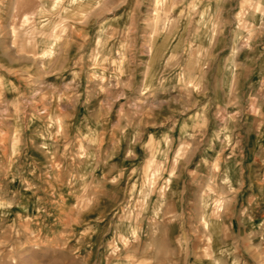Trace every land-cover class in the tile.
I'll use <instances>...</instances> for the list:
<instances>
[{
  "label": "clouds",
  "instance_id": "clouds-1",
  "mask_svg": "<svg viewBox=\"0 0 264 264\" xmlns=\"http://www.w3.org/2000/svg\"><path fill=\"white\" fill-rule=\"evenodd\" d=\"M223 2L227 0H216L213 36L223 39L225 29L231 33L229 26L244 17L253 32L264 35V0H240L239 14L234 16L228 9L220 19ZM70 3L89 13L105 9L104 0ZM59 8L55 0L41 28L51 26L49 22L58 14L52 9ZM257 16L259 25L253 27ZM70 36L71 28L69 42ZM40 44L42 50L49 47L47 38ZM213 46L210 42L209 49ZM16 47L14 39L12 48ZM245 47L236 41L227 54L231 63L226 68L234 77L259 59L249 50L245 61H236L237 52ZM66 49V44L57 45L55 58L47 59L33 55L35 46L15 53L21 58L32 56L39 64L31 75L24 69V87L14 101L6 103L7 118L27 127V109L34 114L31 119L41 124L32 135L21 137L19 147L10 134L11 153L8 138L0 139V236L24 235L33 246L51 245L64 258L63 264H264V89L249 86L242 93L233 83L225 94L227 104L213 108L210 93L221 91L226 84L211 82L208 72L205 75L201 70L188 95L194 91L206 100L200 115H206L205 123L211 126V142L207 139L205 143L202 130L188 135L185 126L179 138L157 139L153 131L146 130L149 121L145 117L150 112L110 107L120 95L115 89L122 91L126 82L105 84L94 74L91 55L86 59L77 48L68 57ZM201 51L211 56L208 50ZM209 65L204 63V69ZM260 68L264 78V64ZM64 72L71 76L66 82ZM51 75L60 77L58 88L46 87L45 77ZM34 85L40 86L42 94L29 99L26 94ZM61 101L67 105L63 110ZM186 103L197 106L191 100ZM77 105L85 109L79 124L73 120ZM229 105L230 115L218 119ZM110 111L117 112L111 123ZM92 123L94 127L89 126ZM252 133L255 149L246 163L245 141ZM175 143L180 145L178 152ZM29 147L45 162L30 156ZM149 160H155L160 169L155 185L149 184L145 172ZM189 187L192 198L186 199ZM150 193L156 199L151 213L145 214Z\"/></svg>",
  "mask_w": 264,
  "mask_h": 264
},
{
  "label": "rangeland",
  "instance_id": "rangeland-1",
  "mask_svg": "<svg viewBox=\"0 0 264 264\" xmlns=\"http://www.w3.org/2000/svg\"><path fill=\"white\" fill-rule=\"evenodd\" d=\"M83 2L88 3L89 0ZM53 3L55 0H0V32L4 33V36H0V139L8 138L9 153L12 150L10 134L15 135L16 146L19 147L21 137L32 135L41 124L39 119H31L34 114L27 109V127L19 126L15 118H7L9 110L6 103L14 101L17 93L24 87L21 78L24 69H29L28 74L31 75L39 64V60L33 62L32 56L21 58L15 53L28 51L32 46H35L33 55H38L41 59L55 58L56 46L59 44L67 45L68 57L76 54L77 48L86 59L91 55L89 63L95 66L94 74L100 76L105 84L115 85L118 80L126 82L122 91L115 89L120 95L110 107L126 106L134 113L150 112L151 116L145 117L149 121L146 130L153 131L157 139L179 138L182 134L181 126H185L184 130L188 135H192L194 130H202L205 143L207 139L211 142V126L209 128L205 123L206 115H200L204 111L206 100L196 96L194 91L191 96L188 95V90L194 89L201 70L205 75L208 72L211 82L219 84L221 80L226 84L221 91L217 89L214 94L210 93L213 108L216 104L221 107L227 104L225 94L233 83L242 93L249 91V86L258 91L264 89L260 68L264 64V56H261L264 52V35L253 32L244 17L236 18L229 26L231 33L228 28L225 29L223 39L213 36L212 30L217 23L216 16L212 15L217 13L216 0H104L105 9L102 13L100 10L89 13L87 9L71 4L70 0H59L60 8L52 9L58 14L49 22L51 26L45 24L41 28L40 25L49 16ZM41 4L47 7L41 8ZM228 9L232 10L234 16L239 14L240 0L223 2L218 13L220 19H223ZM258 25L257 16L253 27ZM69 28L71 42L68 39ZM241 33L244 39L240 38ZM45 38L49 41V47L42 50L40 42ZM14 39L16 48H12ZM236 41L247 45L237 52L236 61H245L249 50L259 59L248 64L240 76L234 77L227 70L226 64L231 63L227 54L231 50V44ZM210 42L214 46L209 49ZM25 45L29 47L26 49ZM201 49L208 50L211 56H206ZM9 51L13 53L11 58ZM204 63H210L208 70L204 69ZM240 71L238 68L237 72ZM61 75L66 78L65 82L71 79L67 72ZM45 81L49 89L58 88L60 77L47 76ZM33 89L26 94L29 99L42 94L39 85H34ZM189 100L197 106L189 107L186 103ZM27 102L26 100L25 103ZM61 105V110L67 106L63 101ZM94 106L95 101L92 102V107ZM231 110L229 105L217 118L222 120L224 115H230ZM40 111L43 115V108ZM84 112L83 107L76 106L77 114L73 116V120L77 124ZM116 115V111L109 112L110 123L115 120ZM89 126L94 127V123ZM56 127L59 129L60 125L57 124ZM86 131V128L82 129V134ZM71 132L74 133L75 128ZM36 139L39 141L40 137L37 136ZM104 147L107 148L108 145L105 144ZM173 147L177 152L180 150L179 143H175ZM215 147L219 152L218 143ZM254 149L255 133H252L245 141L246 163L250 162ZM28 154L41 163L45 162L31 147ZM196 159H199V154ZM145 172L149 184L155 185L160 172L155 160L146 162ZM188 193L186 199H191V187ZM155 199L156 195L150 193L145 201L148 205L145 214L151 213V203ZM2 240H7V243H0V264H63L64 258L51 245L33 246L26 242L24 235L19 238L0 236V241Z\"/></svg>",
  "mask_w": 264,
  "mask_h": 264
}]
</instances>
